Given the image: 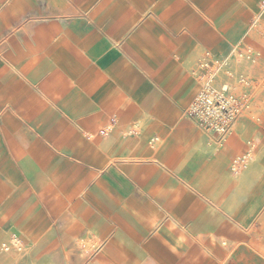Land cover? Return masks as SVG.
Wrapping results in <instances>:
<instances>
[{
	"label": "crops",
	"instance_id": "crops-1",
	"mask_svg": "<svg viewBox=\"0 0 264 264\" xmlns=\"http://www.w3.org/2000/svg\"><path fill=\"white\" fill-rule=\"evenodd\" d=\"M260 24L264 0H0V264H264V153L235 180L239 121L185 112Z\"/></svg>",
	"mask_w": 264,
	"mask_h": 264
},
{
	"label": "rangeland",
	"instance_id": "rangeland-1",
	"mask_svg": "<svg viewBox=\"0 0 264 264\" xmlns=\"http://www.w3.org/2000/svg\"><path fill=\"white\" fill-rule=\"evenodd\" d=\"M207 62L208 60H203L199 65L200 69L205 68V76L213 74L214 83H227L229 90L242 98L243 101V107L239 115L228 129L224 133L213 132L221 138L228 135L235 121H239V125L242 127L241 132L245 137H241V140L245 141L247 146L251 148L235 157L231 163L230 168L233 170L234 163L241 162L240 167L236 171L233 170V176L244 170L246 155L251 149H253V152L257 151V155L248 171V175L252 171L259 173L263 168L260 157L264 153V24L254 27L251 40L245 41L240 47L236 48L232 58L223 60L220 63L213 59L211 66H204ZM199 127L206 131L200 125ZM244 181L245 179L241 183L235 184V188H238ZM4 243L9 244L10 238ZM23 248L24 244L20 240L17 250L22 252Z\"/></svg>",
	"mask_w": 264,
	"mask_h": 264
},
{
	"label": "built area",
	"instance_id": "built-area-1",
	"mask_svg": "<svg viewBox=\"0 0 264 264\" xmlns=\"http://www.w3.org/2000/svg\"><path fill=\"white\" fill-rule=\"evenodd\" d=\"M211 65L210 61L204 64V66ZM204 69L203 67L197 73L200 79V89L185 112L206 131L224 133L239 115L243 101L242 98L229 90L227 83H214L213 74L205 76ZM234 165L239 167V162ZM235 166L233 170H235ZM19 244L20 239L12 236L9 244H2V249L4 251L11 248L18 249Z\"/></svg>",
	"mask_w": 264,
	"mask_h": 264
},
{
	"label": "bare ground",
	"instance_id": "bare-ground-1",
	"mask_svg": "<svg viewBox=\"0 0 264 264\" xmlns=\"http://www.w3.org/2000/svg\"><path fill=\"white\" fill-rule=\"evenodd\" d=\"M161 145V144H160ZM157 146V145H156ZM214 148V146H210V149H213ZM253 149H251L249 152H248V154L246 155V163L247 162H251V161H255L256 159V155H257V151L256 152H253L252 151ZM264 151V150H263ZM260 156H261V153H260ZM240 164H241V162H239V167H240ZM235 166V165H234ZM233 166V167H234ZM236 167V166H235ZM239 167H236L235 168V170L234 171H236ZM244 167H245V165H244ZM242 173V171L241 172H239L236 176H234V179L236 180L239 176H240V174Z\"/></svg>",
	"mask_w": 264,
	"mask_h": 264
}]
</instances>
